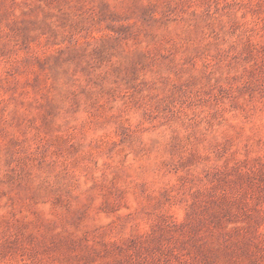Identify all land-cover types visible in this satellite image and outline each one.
<instances>
[{
  "label": "rangeland",
  "instance_id": "rangeland-1",
  "mask_svg": "<svg viewBox=\"0 0 264 264\" xmlns=\"http://www.w3.org/2000/svg\"><path fill=\"white\" fill-rule=\"evenodd\" d=\"M0 264H264V0H0Z\"/></svg>",
  "mask_w": 264,
  "mask_h": 264
}]
</instances>
